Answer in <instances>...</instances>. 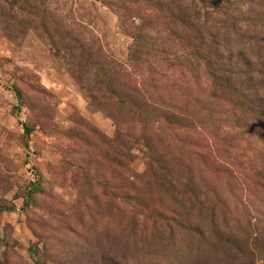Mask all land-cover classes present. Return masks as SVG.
Returning <instances> with one entry per match:
<instances>
[{
  "label": "rangeland",
  "instance_id": "obj_1",
  "mask_svg": "<svg viewBox=\"0 0 264 264\" xmlns=\"http://www.w3.org/2000/svg\"><path fill=\"white\" fill-rule=\"evenodd\" d=\"M0 264H264V0H0Z\"/></svg>",
  "mask_w": 264,
  "mask_h": 264
}]
</instances>
